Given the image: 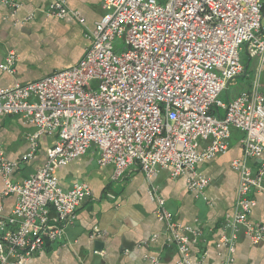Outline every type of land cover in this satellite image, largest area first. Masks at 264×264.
Wrapping results in <instances>:
<instances>
[{
    "label": "built area",
    "instance_id": "2783aa9c",
    "mask_svg": "<svg viewBox=\"0 0 264 264\" xmlns=\"http://www.w3.org/2000/svg\"><path fill=\"white\" fill-rule=\"evenodd\" d=\"M102 7L77 63L0 88V117L20 115L36 127L23 159L32 156L39 135L54 136L44 163L21 181L9 178L14 164L0 150L3 194L16 196L8 215L0 207V264H24L63 239L90 188L75 181L63 189L56 169L91 146L98 165L112 166L113 182L133 167L148 177L164 167L173 176L187 174V187L202 193L209 180L197 165L226 153L234 131L241 134L242 155L231 161L238 187L232 211L223 216L229 231L223 240L230 247L243 231L253 244H264V227L248 219L250 194L264 192V93L258 77L227 102L219 99L244 72L240 51L264 65L262 0H102ZM46 12L77 17L63 0H54ZM15 62L9 51L0 70L14 74ZM156 200L155 215L168 241L180 263L190 264L184 233L197 230L178 225L164 200Z\"/></svg>",
    "mask_w": 264,
    "mask_h": 264
},
{
    "label": "crops",
    "instance_id": "0c3cea01",
    "mask_svg": "<svg viewBox=\"0 0 264 264\" xmlns=\"http://www.w3.org/2000/svg\"><path fill=\"white\" fill-rule=\"evenodd\" d=\"M13 1L16 7L0 0V63L9 51L16 55L14 74L0 70V88L77 63L89 46L87 35L104 12L102 0H63L77 17L68 13L62 18L46 12L54 0ZM262 3L264 12V0ZM242 53L241 90L248 89L257 76L264 93V65L246 51ZM35 131V125L20 115L0 117V150L14 164L11 180H23L45 161L53 135H39L36 150L23 159L30 150L29 135ZM240 136L234 131L226 153L197 165L196 171L209 180L202 193L187 187V174L173 176L170 168L164 167L150 177L133 167L122 180L113 182L112 166L98 165L97 150L88 151L90 147L56 169L63 189H69L75 181H85L90 195L79 205L63 239L46 244L24 264H181L176 246L165 235L164 223L155 215L157 197L164 200L178 225L198 232L184 233L190 239V264H225L228 260L230 264H264V244H253L243 231L230 247L223 240L229 234L223 227V216L232 211L237 195L238 174L231 168V161L242 155ZM3 190L0 174V207L8 215L16 196L5 195ZM250 197L253 204L248 219L264 227V192L254 191Z\"/></svg>",
    "mask_w": 264,
    "mask_h": 264
},
{
    "label": "rangeland",
    "instance_id": "374dc122",
    "mask_svg": "<svg viewBox=\"0 0 264 264\" xmlns=\"http://www.w3.org/2000/svg\"><path fill=\"white\" fill-rule=\"evenodd\" d=\"M243 56L242 51H240V58ZM242 80L243 78L241 77V75L235 77L234 79H232L226 90H223L220 93L219 99L223 102H227L229 98H231L232 96L236 95L241 89H242ZM96 147V146H95ZM96 151V149L94 148V146H91V148L88 151Z\"/></svg>",
    "mask_w": 264,
    "mask_h": 264
}]
</instances>
